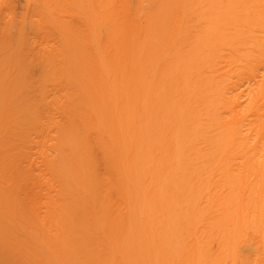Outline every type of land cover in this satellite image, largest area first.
<instances>
[{
	"label": "bare ground",
	"instance_id": "6f19581e",
	"mask_svg": "<svg viewBox=\"0 0 264 264\" xmlns=\"http://www.w3.org/2000/svg\"><path fill=\"white\" fill-rule=\"evenodd\" d=\"M0 264H264V0H0Z\"/></svg>",
	"mask_w": 264,
	"mask_h": 264
}]
</instances>
